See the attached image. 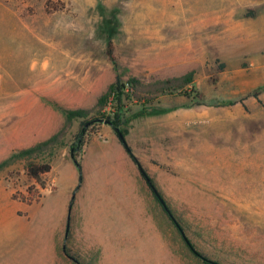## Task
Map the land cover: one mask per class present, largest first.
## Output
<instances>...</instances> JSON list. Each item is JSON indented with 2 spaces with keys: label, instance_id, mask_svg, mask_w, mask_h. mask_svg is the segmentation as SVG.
<instances>
[{
  "label": "rangeland",
  "instance_id": "374dc122",
  "mask_svg": "<svg viewBox=\"0 0 264 264\" xmlns=\"http://www.w3.org/2000/svg\"><path fill=\"white\" fill-rule=\"evenodd\" d=\"M108 19L111 38L100 29ZM190 72L200 99L126 97L123 128L203 257L165 219L111 125L84 147L78 187L76 120L43 186L24 162L0 171V264H76L65 244L92 264H264V0H0V163L37 143L61 115L54 104L90 109L116 75L147 85Z\"/></svg>",
  "mask_w": 264,
  "mask_h": 264
},
{
  "label": "trees",
  "instance_id": "16d2710c",
  "mask_svg": "<svg viewBox=\"0 0 264 264\" xmlns=\"http://www.w3.org/2000/svg\"><path fill=\"white\" fill-rule=\"evenodd\" d=\"M56 10L57 8H54V10L48 9L49 12ZM113 28L114 26L111 19L104 21V24L100 27L101 30L109 34V38H111L110 35L113 33ZM106 50L108 58L116 63V47L111 39L107 42ZM194 77L195 73L190 72L180 77H173L144 85L136 79L125 81L119 75H116L115 81L109 86L108 90L98 98L95 106L90 109H67L54 104V108L60 111L63 115L64 123L62 128L48 139L14 152L9 158L0 163V171L15 163L24 162L26 176L41 184L42 178L52 169L50 158L54 156L58 149L66 146V140L68 135L71 134L74 121L79 120V129L73 136L69 155L78 171V187H80L84 181L81 159L83 149L95 135L99 134V131L104 124H109L112 126V129L114 130L118 141L123 146L126 154L137 167L140 165L138 169L141 177L153 193L165 219L171 222V225L179 234L191 255L195 256L197 259L203 257V255L196 250L195 245L189 240L186 224L173 212L169 203L158 191L153 178L148 174L139 159L133 153V150L126 139V131L123 128V105L126 97L128 99L136 98L138 100H143L145 98V100L150 102L158 95L176 92L178 95L184 96L188 99H200L202 94L195 85ZM129 89L132 91L129 92ZM110 98L117 106L116 111H106ZM47 157L50 158L47 159ZM41 185L43 186L44 184ZM184 235L187 239L184 238ZM62 252L67 257L72 258L76 264H92L90 261H81L73 256L66 244L62 248ZM206 264L217 263L208 260Z\"/></svg>",
  "mask_w": 264,
  "mask_h": 264
},
{
  "label": "crops",
  "instance_id": "0c3cea01",
  "mask_svg": "<svg viewBox=\"0 0 264 264\" xmlns=\"http://www.w3.org/2000/svg\"><path fill=\"white\" fill-rule=\"evenodd\" d=\"M64 123V118L63 115L61 114H54L52 119H47L45 120V127L40 130L37 133V136L39 138V140L37 142L43 141L48 139L49 137H51L53 134H55L56 132H58ZM120 143V142H119ZM123 147V146H122ZM124 149V148H123ZM125 151V150H124ZM126 153V152H125ZM129 157V156H128ZM130 159V157H129ZM131 160V159H130ZM132 161V160H131ZM133 162V161H132ZM134 163V162H133ZM83 166V163H82ZM84 168V167H83ZM78 172V171H77ZM84 176V173H83ZM76 195V194H75ZM75 198V197H74ZM73 202V201H72Z\"/></svg>",
  "mask_w": 264,
  "mask_h": 264
},
{
  "label": "water",
  "instance_id": "95a60500",
  "mask_svg": "<svg viewBox=\"0 0 264 264\" xmlns=\"http://www.w3.org/2000/svg\"><path fill=\"white\" fill-rule=\"evenodd\" d=\"M139 166H140V165H138V167H139ZM74 197H75V193L72 195V198H71V204H70L69 209H68V221H69V219H70V213H71V210H72V201L74 200ZM69 228H70V224H69V222H68L65 238L67 237V234H68ZM184 238L187 239L185 235H184Z\"/></svg>",
  "mask_w": 264,
  "mask_h": 264
},
{
  "label": "bare ground",
  "instance_id": "6f19581e",
  "mask_svg": "<svg viewBox=\"0 0 264 264\" xmlns=\"http://www.w3.org/2000/svg\"><path fill=\"white\" fill-rule=\"evenodd\" d=\"M11 221H12V218H10V219H2L1 222L3 223V227L8 229V228H10V224H12Z\"/></svg>",
  "mask_w": 264,
  "mask_h": 264
}]
</instances>
